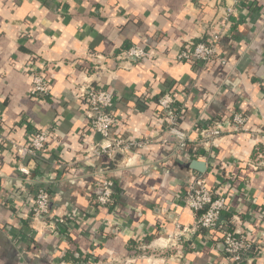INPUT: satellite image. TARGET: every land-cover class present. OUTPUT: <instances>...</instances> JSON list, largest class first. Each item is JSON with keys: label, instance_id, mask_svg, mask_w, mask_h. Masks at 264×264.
I'll list each match as a JSON object with an SVG mask.
<instances>
[{"label": "crops", "instance_id": "obj_1", "mask_svg": "<svg viewBox=\"0 0 264 264\" xmlns=\"http://www.w3.org/2000/svg\"><path fill=\"white\" fill-rule=\"evenodd\" d=\"M233 0H0V264H235L222 230L199 229L178 248L165 247L175 219L191 226L197 214L181 194L208 159L206 184L225 195L223 217L238 215L254 249L241 264H264V0H242L219 50L226 64L180 60L188 41L209 40ZM133 45L150 57L122 59ZM46 67L50 93L31 95V70ZM84 81L115 97L113 135L151 140L129 154L94 158ZM173 93L178 147L158 101ZM243 112L249 132L231 126ZM223 133L202 145L201 128ZM49 130L47 150L18 170L7 137L25 144ZM6 138V139H7ZM103 175L116 183L110 206L97 201ZM51 193L53 222L34 218L38 183ZM59 218L64 221H56ZM55 225L52 228L49 224ZM54 227V226H53Z\"/></svg>", "mask_w": 264, "mask_h": 264}, {"label": "built area", "instance_id": "obj_2", "mask_svg": "<svg viewBox=\"0 0 264 264\" xmlns=\"http://www.w3.org/2000/svg\"><path fill=\"white\" fill-rule=\"evenodd\" d=\"M241 1L233 0L234 4L226 8V20L212 27L209 40L186 42L178 55L179 59L199 63L202 67L207 66L211 62L226 64L227 60L221 56L219 43L227 30L230 16L235 14L236 5L240 4ZM119 57L122 59L143 60L150 57V52L143 46L133 45L124 50ZM30 74L32 79L31 95L38 98H43L48 95L50 93V83L46 67L33 69ZM78 97L86 102L87 115L90 119V132L101 136L98 141L85 140L86 149L94 158L112 157L116 153L129 154L137 149L145 148L152 143L151 140L147 139H125L112 134L116 122V117L112 110L115 104V97L103 84L84 81L79 88ZM175 102L173 93L167 92L160 97L158 104L160 109L166 114L170 123L169 132L176 137L178 147H183L186 145L187 135L177 127L180 114L178 113V108L175 106ZM229 123L238 130L249 132L247 125L248 119L243 112H236L231 117ZM222 133L223 128L219 123L206 125L201 128V139L199 143L204 146L211 145ZM251 134L254 140L258 141V138H261L259 136L264 137V129L252 131ZM49 136L48 129H39L25 144L17 143L7 137L2 138L3 140H7L15 156L21 161L18 170L22 174L30 177L31 170L23 161L34 159L46 151ZM192 157L194 160H199L197 153ZM208 159L200 161H204L208 165ZM97 186L99 190L97 196L98 203L102 206L112 205L117 198L114 180L100 175ZM180 197L184 206L197 214V219L191 226L182 225L178 219H175V230L168 234L165 244L166 248H178L185 242L189 234H193L199 229H207L209 231L212 229H220L222 230V244L225 252L235 264H241L250 256L254 246L250 241L249 235L253 230L249 227H243L238 215H233L230 219L224 218L219 223L226 208V197L206 184L203 173L197 172L193 175ZM51 198V193L47 185L42 182L38 183L32 206V215L34 218H45L46 221L51 220L53 222ZM56 221L62 222L64 219L59 218ZM49 224L50 226L52 225L51 222ZM51 227L55 228L56 226L53 224ZM116 262L118 261H113L111 264H119ZM75 264L94 263L83 261Z\"/></svg>", "mask_w": 264, "mask_h": 264}, {"label": "water", "instance_id": "obj_3", "mask_svg": "<svg viewBox=\"0 0 264 264\" xmlns=\"http://www.w3.org/2000/svg\"><path fill=\"white\" fill-rule=\"evenodd\" d=\"M97 135H99V134H97ZM191 168H193L194 170H196L198 172L204 173L207 169V164L204 161L193 160L191 163ZM223 220H224V217L222 216L219 223H221Z\"/></svg>", "mask_w": 264, "mask_h": 264}, {"label": "trees", "instance_id": "obj_4", "mask_svg": "<svg viewBox=\"0 0 264 264\" xmlns=\"http://www.w3.org/2000/svg\"><path fill=\"white\" fill-rule=\"evenodd\" d=\"M115 182V181H114ZM116 184V183H115ZM225 222V221H224Z\"/></svg>", "mask_w": 264, "mask_h": 264}]
</instances>
